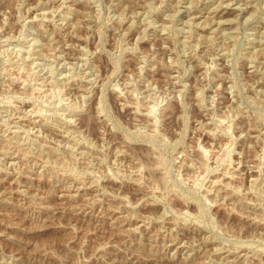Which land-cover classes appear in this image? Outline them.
<instances>
[{"label": "rangeland", "instance_id": "1", "mask_svg": "<svg viewBox=\"0 0 264 264\" xmlns=\"http://www.w3.org/2000/svg\"><path fill=\"white\" fill-rule=\"evenodd\" d=\"M0 264H264V0H0Z\"/></svg>", "mask_w": 264, "mask_h": 264}]
</instances>
